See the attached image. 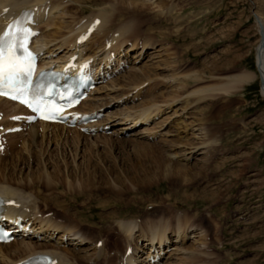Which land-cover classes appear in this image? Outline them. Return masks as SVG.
<instances>
[{"label":"rangeland","instance_id":"obj_1","mask_svg":"<svg viewBox=\"0 0 264 264\" xmlns=\"http://www.w3.org/2000/svg\"><path fill=\"white\" fill-rule=\"evenodd\" d=\"M60 1L63 3L57 9H46L44 13L47 21L54 22L53 26L45 27L42 23L41 37H37V44L43 45L47 34L54 32L49 46L52 60L67 58L72 52L71 57L72 47L59 48L62 40L70 39L79 25L111 4L124 12L136 7L149 8L147 15L125 21L136 24L157 17L161 20L155 28L150 27L152 30L135 27L114 45L104 41L107 33L109 38L114 34L108 24L100 33L92 32L89 40L79 46L84 59H102L108 53L113 61L119 60V72L106 85H99L81 109L89 111L103 105L98 110L102 114L98 121L108 125L104 126L106 129L102 130V123H93L95 126H88L87 132L77 130L82 136L76 137V147L61 148L55 142L43 140L41 150L37 147L42 136L38 126L36 146L29 145L26 135L11 137L27 134V128L11 134L0 131L5 148L0 157V165L4 166H0V173H14L20 185L32 186L27 193L32 195L36 210L52 221L75 226L72 231L83 237L81 243L75 244L72 237L61 242L60 233L41 232L39 239L26 241L72 253L74 259L65 264H104L107 257H112L116 243L122 242L118 222L136 221L140 226L163 218L172 225L173 205L167 203L171 201L179 206L181 217L188 219L191 227L180 241L168 233V225L169 238L163 255L151 264H193L181 263L182 258L185 251L200 247L205 256L194 264H264V96L260 82L254 80L226 96L204 100L195 91L222 83L241 71L256 72L255 48L259 24L264 28V0ZM143 39L150 43L142 48ZM111 45L115 48L110 49ZM132 74L137 79L134 82L139 83L135 87L128 83ZM191 92L193 95L189 96ZM2 106L0 102V110ZM145 107L157 109L148 122L132 126L131 121H126L129 115L135 116ZM6 119L3 116L0 123ZM51 131L48 130L49 135ZM204 132L207 138L203 137ZM74 136L71 132L65 138L71 142ZM12 140H18L15 149L9 145ZM23 140L26 148L36 150L39 157H34L32 163L27 162L29 154L21 146ZM208 140L215 142L208 147L201 145ZM150 146L173 162L171 169L155 167ZM20 153L22 161L8 162ZM39 167L57 178L52 182H45L44 177L34 181L32 172ZM59 183L61 188L55 185ZM67 189V193L76 195L74 200L68 195L61 207L52 206L53 210L45 206V198L64 200L59 194ZM94 241L98 243L95 245ZM131 241L132 248H136L133 253L142 257L138 258L140 264L143 260L145 263L150 257V245L146 246L139 232ZM13 249H8L11 255L17 254ZM116 262L115 258L111 264Z\"/></svg>","mask_w":264,"mask_h":264},{"label":"bare ground","instance_id":"obj_2","mask_svg":"<svg viewBox=\"0 0 264 264\" xmlns=\"http://www.w3.org/2000/svg\"><path fill=\"white\" fill-rule=\"evenodd\" d=\"M92 1L94 3L103 2L102 0H92ZM122 1L124 2L126 0H118L117 2L121 3ZM62 3H61L60 0H0V34L3 31L5 25L10 20L15 18L17 15H19V13L22 10H29V11H31L33 13V16H32L33 24L35 26V29L39 30V34H41L42 31L40 29V25L42 23L44 24L45 27H51L54 24V22L51 21V20L47 21L48 20V16L47 15H46L47 18L44 17V13H45L46 9H48V11H50V9H57L56 7H58ZM129 4H131V3L129 2ZM163 4H165V3L163 2ZM148 9H149L148 7H136V9L133 8L129 12H124L122 10L117 11L116 8H115V5L111 4V5H109V7L105 11H98L96 14L91 15L92 17L86 22V24H84V25L81 24L82 26L79 25L80 27L76 30L77 32L72 33V35L70 36L71 38L70 39L67 38L68 40H65V38H64V41L62 40V42H61L62 44H60L59 48H61L62 45H65L67 47H72V49L74 50V54L73 55H75L76 53H78L80 51L78 54L75 55L76 56V60L74 62V67H78L82 61H85L87 59H84L82 57L81 54L83 53V51H82L81 47H79L81 45H79L76 42V40H78V38L80 36H84L86 34L88 28H93L94 29L93 33H100L101 30H103L108 24H110V30H114V34L115 35L113 34L112 37L109 38V37H107V34H108L107 33L106 36L104 37V41L106 39L107 43H109V44L111 43V44L114 45V44H116L118 42V40L122 36H124L125 34H129L135 27L140 29V30L143 29V30L147 31V30H152V28H150V27L155 28L154 27L155 24L159 25L160 20H161V19H159V17H157L156 19L153 18L152 20H150V22H139V23H136V24H135L134 21H131V20L125 21L126 19H132L134 17H142L143 15H147L148 14L147 13ZM52 11L53 10H51V12ZM47 13H49V12H47ZM112 18H113L114 21L112 20ZM96 19L99 20L98 24L94 23V21ZM55 33H57V32H55ZM155 33L159 36V33H157V32H155ZM53 35H54V32L47 34V36H46L47 40L46 39L44 40L43 45H38L37 42H38L39 39L36 38L34 40L33 44H32V49L35 50L37 53L44 54V58L46 56H49L50 55L49 53H51V51H49V48L51 47L50 43L52 42L51 37H53ZM39 37H41V35ZM87 38L88 37H86V39ZM69 41H71V42L68 43ZM148 43H150V41L148 42V40H146V39H143L142 43L140 41V44H142V46H141L142 48L144 47V45H146ZM113 45H111L110 49H114L115 48V46H113ZM44 47L46 48V51L44 50ZM71 53L68 54V57H70ZM65 59L66 58H61L60 59L61 61L60 60H54L53 62L51 60L49 62H46L47 60L46 61H40L41 62L40 64H41V66H44L45 64H51V65L58 66V64L63 63L64 61L68 60L69 58H67L66 60ZM93 61H96L98 65L107 66V64L109 62L111 63V61H112L111 60V54L108 56V53H106L104 58H102V59H95L94 58ZM118 61L119 60L113 61V62L114 63H118ZM255 63H256V72H250L249 73V72L241 71L238 75L229 76V77H227L226 81H224L222 83H219V84H217L215 86H206V87H202L200 89L195 90L196 94L199 96V99H201V100H204L205 98H208V97L212 98V97L217 96V95H219V96L225 95L226 96V95H228V94H230L232 92L237 91L241 86H246V85L252 83L254 80H257L258 82H260L261 93L264 96V40L261 42V36H259V40L257 41L256 48H255ZM118 66H119V63H118ZM42 68H46V67H42ZM105 72H107V71H105ZM102 75H104V72H103ZM136 80H137L136 76L134 74H132L128 78V83L133 84L132 86L135 87V86H137L139 84L137 82H134ZM114 82L115 81L112 82L113 85H116ZM97 88L98 87L95 88V90H94L95 92L93 91V94L96 93V89ZM192 95H193L192 92L189 93V96H192ZM89 100H91V97H88L85 101L81 102L79 104V106L77 107L76 111L81 113V114L94 113V112L98 113L99 112L98 110L103 105H99L97 107L94 106V108H91L89 111L81 110L83 108L84 104H86L87 101H89ZM0 102L3 105L2 109L0 110V115L4 114V116L7 117V119L2 122L3 125L0 123V125L3 126V130H5L6 128H12L13 126H18V127L20 126L22 129L23 128H25V129L27 128L28 129L27 134H23V132H22V133H18V134H13V135H11V137H13V138L15 137L16 138V136L17 137L18 136L22 137V136L26 135L28 140H30V142H29L30 144L29 145H35L36 146L37 143L35 142V140H36V138H35L36 129L35 128H37V126H38V128H40L41 134H42L41 140L38 142V146H37L39 148V150L42 149L43 140H48L49 143L50 142H55L57 144V146L59 145V147H61V148L62 147H70V146L76 147V144H75L76 143V137L82 136L77 131V129H75V128H73V129L65 128L64 127L65 125L60 126L58 124H45V123H34V124H31V125H25L26 124L25 119H23V121L20 122V123H15V122L18 121L17 117L20 114H24V110L21 107H19L18 105L9 103V102H7L5 100L0 99ZM185 103L188 104V100ZM153 108L150 107V108L142 109L139 113L135 114V116L131 117L129 115L128 117L129 118L131 117V119H129L127 117L128 120H126L127 118L125 120L126 121H131L130 124L132 126H134V124H136L137 122H141V121L143 123H146L151 118L150 114L152 113V111L157 110L156 108H154V109ZM137 119H140V120H137ZM101 123L103 124V122H98L97 124L98 125H102ZM199 124H203V121L201 123H199ZM89 126H95V125H89ZM104 126H108V125L103 124L102 128H104ZM48 130H52L50 135L48 134ZM71 132L74 133L75 136L73 137L71 142H68V139L65 138V135L66 134L68 135V133H71ZM21 137H19V138H21ZM203 137L207 138L206 132L203 133ZM208 139H210V138H208ZM17 142H18V140L10 141L9 142L10 147L15 149L14 146H15V144ZM21 142H22L21 146L29 154V156L27 157L28 158L27 159L28 163H29V161H30V163L35 161L34 157L39 158L35 154L36 150L32 151L31 149L30 150L27 149L28 147L26 148V146L24 145L25 141L23 140ZM45 142H47V141H45ZM214 142H215L214 140H208L206 143L205 142L201 143V145H204L205 147L206 146L208 147V145H210L211 143H214ZM22 147H21V149H22ZM149 148H151V150H150L152 152L151 155L155 157V160H154V162L156 163L155 167H158V168H163L164 167V168H167V169H171L172 168L173 162L170 161L168 158H164L162 155H160L159 149L153 151L151 146ZM3 152L0 153V157L3 156V154H4ZM18 155L14 156V157H10L11 160L8 158L10 160L8 162L11 163V161L13 159H16L17 161H19V160L22 161L23 158L21 156V153L18 154ZM172 156H173V154H172ZM62 158H64V157L62 156ZM157 159L159 161H157ZM2 163H0V164H2ZM12 166H14V165H12ZM2 167H4V166H1V168ZM58 167L59 166L56 165L55 166V170H58ZM4 169H6V168H4ZM174 172L176 173V170H174ZM1 173H0V178L3 181H2V183H0V198L3 201L2 210H3V215L5 217H8V218L9 217L10 218H18L19 217L20 219L22 218V219H25L27 221H30L32 223V229L34 231L38 230L40 233L41 232H47V233H51V235L52 234L54 235L55 233H57V234L60 233V238L72 237L71 240L76 241L75 244L82 242V240H83L82 235H79L78 233L72 231V228H74L75 226L68 225L69 224L68 222H66L67 224H64L62 222L52 221L51 219L46 217L48 215L45 216L43 212H41L39 210L38 211L36 210L34 199H31L32 195L27 193V191H29L32 188V186H30V185H28V186L20 185L19 184L20 182L13 175L14 173H10L9 176L7 174H1ZM166 173H168V172H166ZM179 174L181 176H183V172H180ZM32 175H34L36 177L34 181H38V180L41 179V177H44L45 178L44 179L45 182H50V181L52 182V180L55 177L57 178L56 174L47 173L45 171V168H42V167H39L38 169L35 170V172H32ZM168 175H169V173H168ZM44 185H45L46 188L49 186L47 184H44ZM55 185L59 187L61 185V183H59V185L58 184H55ZM59 188H61V186ZM49 191H50V189H49ZM47 192H48V190H47ZM67 192H68V189L66 191H64L63 193L59 194V196H62L63 199H64L62 201H56V198H53V199L45 198V199H43L44 203H45V206L47 208H50V209H53V210L55 209V207H61L62 206L61 204L64 201L67 202L66 198H68V195L72 196L71 193L69 194ZM79 194H81V192L78 193V195ZM205 196H207V195L205 194ZM52 197H53V195H52ZM59 198H61V197H59ZM75 198H76V195L74 194L72 196V199L74 200ZM9 202H12L13 204L9 205L8 204ZM73 202H69L68 204H70V206H74V205H72ZM167 203H170L171 206L173 205L172 206V211L169 210V211L172 212V214H173V211H174V215L173 216L175 217V222L173 221L174 223H172V225L168 223L169 221L167 219H163V218H161V220L152 222L150 225H148V223L146 224V222H145L142 225L140 224V226H139V224L136 223V221L134 222V221H123L122 220V221L118 222L116 224V227L118 228V230L120 232L119 234H120V237L122 238V242H119V244L116 243V249H115L112 257L111 256L107 257L105 259V261H104V264H111L115 258L118 260V263L116 262L117 264H138V263L140 264L141 261L138 260V258H142V257L141 256L137 257V255H135L133 253L136 248L133 249L132 245H131V242H132L131 239L134 236L135 232H139V237H142V238L145 239V241L147 243L146 246L150 245L149 246V250L151 251V252H149L150 253V257L148 256L146 258V262L145 263H144V260H143L142 264H151V263H153L154 259L161 258V256L163 255L162 251L164 249V246L167 245V241L166 240L169 238L168 234L166 233V231L169 230L168 229L169 228L168 225L171 226L168 233L169 234L173 233L172 236H174L176 238V240L182 241L183 238L186 237V235H187L186 233L188 232V228L191 227V226L188 227L189 220L186 219L185 217H181V215L183 213L179 210V206H177V204H175V203H173L171 201H168ZM52 206H55V207H52ZM37 215H39V216H37ZM35 222H38V226L35 225ZM44 227H45V230H44ZM190 232H192V231H189V233ZM172 236H170V237H172ZM26 239L27 238H21L20 240H17L15 242H10L8 244L0 245V258H1L0 262L2 264H14V263H17L18 261L24 260L25 258L29 257L30 255L39 254V253L51 256L56 261L55 264H63V263L65 264V263H67V261H69V260L72 261L74 259V258H72L73 257L72 253L59 252L57 248H55V249L51 248L50 249V247L47 246L46 244H37V243H35V241L34 242H29V241H26ZM72 243L74 244V242H72ZM97 243H98V241H94L95 245ZM68 244H71V243H68ZM92 244H93V242H92ZM10 247H13L14 248L13 252L14 253L16 252L17 254L11 255V253H10L11 251L8 250ZM123 247H125L124 252L120 255L119 252H120V250ZM128 249L131 250V255L125 256L124 254L126 253V251ZM200 249H201V247L198 250H195V251H185L186 252V256H185L184 259L182 258L183 262H181V263H190V262H192L194 264V263H196L198 261H201L202 259L200 260V257L201 256H205V255H204L203 252H201ZM160 250H161V254L159 252ZM145 253H143V254H145ZM165 253H166V251L164 252V254ZM78 261H80V260L78 259ZM101 264H103V262ZM198 264H200V262ZM202 264H207V263L203 262Z\"/></svg>","mask_w":264,"mask_h":264},{"label":"snow or ice","instance_id":"obj_3","mask_svg":"<svg viewBox=\"0 0 264 264\" xmlns=\"http://www.w3.org/2000/svg\"><path fill=\"white\" fill-rule=\"evenodd\" d=\"M13 26H9V30L0 35V83L5 80H13L25 69L21 66L22 61L18 55V50L23 49L26 53L25 59L28 63V71L31 70L32 54L24 48L23 41L31 35L28 29L18 26L12 30ZM2 94V93H0ZM34 112H39V106L33 108ZM47 118V117H45Z\"/></svg>","mask_w":264,"mask_h":264},{"label":"water","instance_id":"obj_4","mask_svg":"<svg viewBox=\"0 0 264 264\" xmlns=\"http://www.w3.org/2000/svg\"><path fill=\"white\" fill-rule=\"evenodd\" d=\"M259 34L261 36V42L264 40V28L261 24H259Z\"/></svg>","mask_w":264,"mask_h":264}]
</instances>
